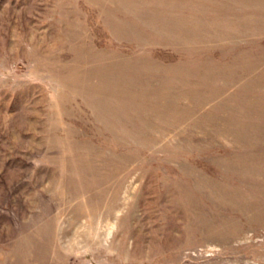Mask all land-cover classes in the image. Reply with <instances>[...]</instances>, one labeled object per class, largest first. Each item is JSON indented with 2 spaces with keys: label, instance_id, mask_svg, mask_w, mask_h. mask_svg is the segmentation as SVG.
Segmentation results:
<instances>
[{
  "label": "rangeland",
  "instance_id": "374dc122",
  "mask_svg": "<svg viewBox=\"0 0 264 264\" xmlns=\"http://www.w3.org/2000/svg\"><path fill=\"white\" fill-rule=\"evenodd\" d=\"M0 264H264V0H0Z\"/></svg>",
  "mask_w": 264,
  "mask_h": 264
}]
</instances>
